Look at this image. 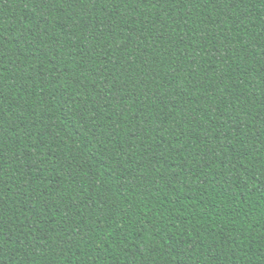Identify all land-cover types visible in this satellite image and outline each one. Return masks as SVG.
<instances>
[{"label":"trees","instance_id":"trees-1","mask_svg":"<svg viewBox=\"0 0 264 264\" xmlns=\"http://www.w3.org/2000/svg\"><path fill=\"white\" fill-rule=\"evenodd\" d=\"M0 264H264V0H0Z\"/></svg>","mask_w":264,"mask_h":264}]
</instances>
